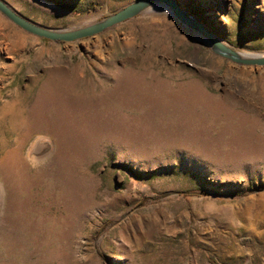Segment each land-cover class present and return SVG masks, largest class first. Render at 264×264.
<instances>
[{
  "label": "rangeland",
  "instance_id": "374dc122",
  "mask_svg": "<svg viewBox=\"0 0 264 264\" xmlns=\"http://www.w3.org/2000/svg\"><path fill=\"white\" fill-rule=\"evenodd\" d=\"M3 1L75 30L136 0ZM178 1L264 56V0ZM166 8L67 43L0 12V264H264V67Z\"/></svg>",
  "mask_w": 264,
  "mask_h": 264
},
{
  "label": "water",
  "instance_id": "95a60500",
  "mask_svg": "<svg viewBox=\"0 0 264 264\" xmlns=\"http://www.w3.org/2000/svg\"><path fill=\"white\" fill-rule=\"evenodd\" d=\"M153 6H166L178 22L199 34L217 55L240 65L264 67V56H244L239 51L229 47L197 18L187 13L181 7L178 0H136L114 15L108 16L97 23L75 30H52L41 27L28 21L16 13L6 2L0 0V12L21 29L39 38L66 43L101 34L116 25L137 17Z\"/></svg>",
  "mask_w": 264,
  "mask_h": 264
},
{
  "label": "bare ground",
  "instance_id": "6f19581e",
  "mask_svg": "<svg viewBox=\"0 0 264 264\" xmlns=\"http://www.w3.org/2000/svg\"><path fill=\"white\" fill-rule=\"evenodd\" d=\"M153 7H155V6H153ZM153 7H152V8H153ZM165 8H166V6H165ZM166 10L169 11L168 8H166ZM191 16H193V15H191ZM193 17H194V16H193ZM198 35H199V34H198ZM243 55H244V56H251V57H252V56H257V55H255V54H247V53H243Z\"/></svg>",
  "mask_w": 264,
  "mask_h": 264
},
{
  "label": "trees",
  "instance_id": "16d2710c",
  "mask_svg": "<svg viewBox=\"0 0 264 264\" xmlns=\"http://www.w3.org/2000/svg\"><path fill=\"white\" fill-rule=\"evenodd\" d=\"M201 194L206 195V193H201Z\"/></svg>",
  "mask_w": 264,
  "mask_h": 264
}]
</instances>
